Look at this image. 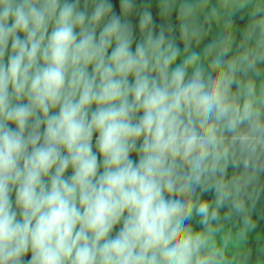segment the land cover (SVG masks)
<instances>
[{"label": "clouds", "instance_id": "9594fccd", "mask_svg": "<svg viewBox=\"0 0 264 264\" xmlns=\"http://www.w3.org/2000/svg\"><path fill=\"white\" fill-rule=\"evenodd\" d=\"M156 7L170 18L175 0ZM119 9L0 0V264H229L221 208L243 216L240 239L255 228L244 193L264 175V3L243 51L227 56L228 35L207 63L189 52L188 0L183 50L151 5Z\"/></svg>", "mask_w": 264, "mask_h": 264}, {"label": "rangeland", "instance_id": "374dc122", "mask_svg": "<svg viewBox=\"0 0 264 264\" xmlns=\"http://www.w3.org/2000/svg\"><path fill=\"white\" fill-rule=\"evenodd\" d=\"M183 2L184 0H175V8L170 16L177 17V10ZM257 2L264 3V0H252L251 3H248L243 8L239 5L244 3V0H188V3L196 6V12L188 18V22L200 31L199 42L197 43V40L193 39L189 52L195 51L199 53L201 58L207 63L212 57L205 58L204 52L206 47L213 43L219 45V42L228 35L233 37L234 42L227 56L231 57L243 51V48L240 47L243 39L242 32L249 23V14L252 11L253 5ZM113 3L116 11L119 12V0H113ZM137 3L138 7L151 5L153 18L155 21L159 18L156 16L158 14L156 7L157 0H137ZM221 11L232 16L230 23L227 25L221 23ZM138 19L139 17L134 15L132 17L133 23H138ZM170 20L177 22L178 25L180 24L177 18H171ZM169 23L173 25L172 21ZM173 34L176 36L177 43L183 50L184 44L180 39L179 26H174ZM219 50V47H217L212 55H216ZM228 171L229 176H231L233 170L229 168ZM253 185H258L261 188V192L248 194L246 191V194H244L247 215L250 216L252 222L255 224V228L248 231L245 239L238 237V233L243 228V216L233 213L227 218H224L227 208H221L220 210L221 231L217 233L216 241L219 245L224 238L228 239L225 255L229 264H264V175ZM205 198L209 200L213 199V193H206ZM197 219L194 218L191 223L193 227L199 228L200 225L197 223Z\"/></svg>", "mask_w": 264, "mask_h": 264}, {"label": "trees", "instance_id": "16d2710c", "mask_svg": "<svg viewBox=\"0 0 264 264\" xmlns=\"http://www.w3.org/2000/svg\"><path fill=\"white\" fill-rule=\"evenodd\" d=\"M226 11V10H225ZM157 17H159L157 20H156V23L157 24H162V23H169V22H173V26H175V27H178L179 25H178V23L177 22H175V21H173V20H170L171 18H177V17H175V16H170V18H168V20H167V18H161L160 16H159V14H157L156 15ZM178 19V18H177ZM231 19H232V16L230 15V14H226L224 11H221V15H220V20H221V23L223 24V25H227L228 23H230V21H231ZM170 20V21H169ZM199 191V190H198ZM254 192H261V188L258 186V185H251L248 189H247V193L248 194H252V193H254ZM206 194V193H205ZM244 194H246V192L244 193Z\"/></svg>", "mask_w": 264, "mask_h": 264}]
</instances>
